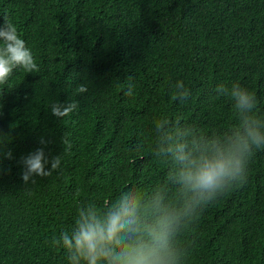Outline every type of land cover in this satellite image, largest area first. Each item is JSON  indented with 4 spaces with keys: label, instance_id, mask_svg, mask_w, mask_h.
I'll return each instance as SVG.
<instances>
[{
    "label": "trees",
    "instance_id": "16d2710c",
    "mask_svg": "<svg viewBox=\"0 0 264 264\" xmlns=\"http://www.w3.org/2000/svg\"><path fill=\"white\" fill-rule=\"evenodd\" d=\"M6 21L40 71L16 68L0 85V138L12 150L11 159L0 152V264H70L53 240L86 202L103 207L122 191L159 187L175 200L172 165L154 156L155 122L228 134L239 119L218 85L253 93L264 119V0H0V28ZM177 81L190 89L186 102L172 98ZM80 84L87 92L77 95ZM73 99L76 111L51 114ZM41 137L51 141L45 169L57 155L60 167L26 183L20 160ZM179 242L184 264H264V149Z\"/></svg>",
    "mask_w": 264,
    "mask_h": 264
},
{
    "label": "clouds",
    "instance_id": "9594fccd",
    "mask_svg": "<svg viewBox=\"0 0 264 264\" xmlns=\"http://www.w3.org/2000/svg\"><path fill=\"white\" fill-rule=\"evenodd\" d=\"M0 42V85L7 84L16 68L40 71L31 49L9 21L0 28ZM85 92L86 85L77 86V95ZM216 92L231 98L239 126L225 135H209L181 126L179 120H157L154 156L172 165L168 180L179 185V195L170 200L166 187L154 188L149 196L125 190L103 207L93 201L82 204L71 231L53 240L66 250L70 264H184L187 250L179 240L185 226L195 222L209 203L244 183L249 158L264 149V119L255 114V95L239 84L230 89L218 85ZM125 94L132 95L131 86ZM190 94L183 81L175 83L174 100L186 102ZM50 107L54 117L62 118L76 111L79 102L73 99ZM67 135L61 138L66 150L71 148ZM6 141L10 142L0 138V152L11 159ZM40 143L41 147L21 157L26 183L60 167L57 155L51 157V169H45L49 162L45 147L51 141L41 137Z\"/></svg>",
    "mask_w": 264,
    "mask_h": 264
}]
</instances>
